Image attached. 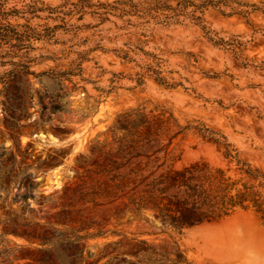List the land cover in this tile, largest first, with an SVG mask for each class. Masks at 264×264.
<instances>
[{"label":"rangeland","instance_id":"rangeland-1","mask_svg":"<svg viewBox=\"0 0 264 264\" xmlns=\"http://www.w3.org/2000/svg\"><path fill=\"white\" fill-rule=\"evenodd\" d=\"M2 35L0 264H264V0H0ZM195 165L242 207L138 209Z\"/></svg>","mask_w":264,"mask_h":264},{"label":"trees","instance_id":"trees-1","mask_svg":"<svg viewBox=\"0 0 264 264\" xmlns=\"http://www.w3.org/2000/svg\"><path fill=\"white\" fill-rule=\"evenodd\" d=\"M6 36H0V42ZM203 169L191 166L181 171L159 175L152 180L150 188L153 194L138 205L153 211L163 227L181 232L202 223H209L226 216L236 206L242 207L244 200L234 202L225 189L213 190L209 187V177L201 173ZM247 172V171H246ZM249 172V170H248ZM80 236H62L53 243L44 241V245L60 246L71 251V264H82L83 255ZM39 264H46L39 261Z\"/></svg>","mask_w":264,"mask_h":264}]
</instances>
